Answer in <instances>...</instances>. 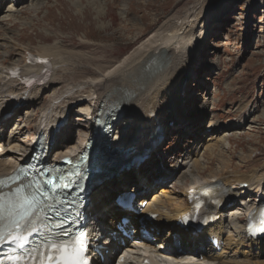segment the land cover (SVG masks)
<instances>
[{
  "label": "bare ground",
  "instance_id": "1",
  "mask_svg": "<svg viewBox=\"0 0 264 264\" xmlns=\"http://www.w3.org/2000/svg\"><path fill=\"white\" fill-rule=\"evenodd\" d=\"M207 1L197 0L182 17L165 21L112 67L97 71L92 78L80 79L75 85L67 84L69 87L62 89L52 97L51 102L43 103L40 108L37 106L41 95L62 84H59L57 71L63 76L74 75L75 69L80 66L77 55L55 43L39 51L16 45V63L5 67L0 62V180L8 178L23 165L37 144L46 149L51 164L84 154L86 148L98 143L108 148L106 151L110 158L106 160L107 157H104L103 161L95 164L99 170L103 169L101 163L107 164L118 174L113 182L93 183L86 211L90 218L87 224L90 239L102 248L103 264L115 261L141 264L146 259L150 264H253L250 260H258L264 253L263 240L253 241L245 237L249 214L264 210V164L249 168L252 155L240 158L241 164L230 165L222 161V167H218V163L211 165L216 155L209 150L201 160L190 159L182 164L175 160L173 170L155 167L152 179L147 177L146 171L137 167L130 169L129 173L126 169L121 170L139 154L140 146H146L145 143L151 146V157L158 152L161 144L157 143V137L162 136L163 117L170 107V104L161 105L162 99L165 95L179 94V76L185 74L191 65L199 43L210 27L214 11L221 8L226 0H212V5H207ZM6 11L15 13L13 6ZM29 55L49 59L52 64L48 81L33 89L25 88L9 76L10 68L19 70L22 75L41 70V66L27 65ZM78 107L82 108L77 110ZM75 110L80 113L78 117L85 118L84 125H80L85 127V133L77 142H68L71 139L65 135L71 133L75 125L65 122ZM104 114H110L112 122H115L109 137L95 131L98 130L95 122L103 120ZM15 116L22 117L18 119L22 124L13 126L10 135L4 134ZM65 126L70 130L62 132ZM129 126L134 129L128 135ZM24 131H33L28 142L19 139ZM218 147L224 151L221 142ZM131 172L134 173L132 177ZM159 177H164L161 180L166 182H159L158 196L148 199L156 187L153 180L158 181ZM99 178L100 175L94 181ZM168 181H172V189H167ZM15 187L11 185L6 191ZM195 190H210L211 195L221 197L225 204L218 212L221 216L219 222L201 234H195L191 229L181 231L178 226L181 217L191 210L186 200L189 192ZM129 191L138 193L134 209L146 202L143 210L138 209L139 215H129L131 224L135 225L146 213L156 214L157 220H144L149 236L139 232L135 241L126 240V247L121 248L106 238H113L108 229L120 236L114 221L121 215L114 205V198ZM136 229L139 231L141 226ZM166 230L168 236L163 238L160 234ZM214 239L218 240L217 246L213 245ZM117 250L121 252L118 258L113 256ZM94 264L100 262L97 260ZM256 264L262 263L256 261Z\"/></svg>",
  "mask_w": 264,
  "mask_h": 264
},
{
  "label": "rangeland",
  "instance_id": "2",
  "mask_svg": "<svg viewBox=\"0 0 264 264\" xmlns=\"http://www.w3.org/2000/svg\"><path fill=\"white\" fill-rule=\"evenodd\" d=\"M196 1L5 0L0 3V62L5 67L16 63L17 46L39 51L55 43L77 55L80 66L74 75L57 71L62 84L41 95L40 108L69 87L67 84L75 85L112 67L165 21L182 17ZM212 3L207 1V5ZM222 4L214 11L191 65L179 76V94L162 99L161 105L170 107L163 117L161 146L150 164L144 162L143 171L150 167L153 171L155 167L173 170L175 160L178 164L201 160L209 150L216 155L211 165L218 163V167L222 161L241 164L239 159L249 155V168L264 164V0H226ZM12 6L15 13L7 12ZM77 110L67 120L75 125L71 133L69 127L62 129L71 139L68 142H77L85 133V127H80L85 118L78 117ZM21 118L15 116L4 134L10 135L13 126L21 125ZM133 129L129 126L127 134ZM32 136L33 131H24L19 139L28 142ZM220 142L224 151L218 147ZM163 178L153 180L156 187L148 199L158 196L157 184L165 183ZM166 185L167 189L173 187L172 181ZM160 235L167 237L168 230ZM250 261L263 264L264 253Z\"/></svg>",
  "mask_w": 264,
  "mask_h": 264
},
{
  "label": "snow or ice",
  "instance_id": "3",
  "mask_svg": "<svg viewBox=\"0 0 264 264\" xmlns=\"http://www.w3.org/2000/svg\"><path fill=\"white\" fill-rule=\"evenodd\" d=\"M7 187V182L0 180V189ZM43 195L39 189L35 192H26L23 188H17L9 196L0 194V224L5 219L10 224L5 231L0 228V242L10 241L23 250L35 229L30 217L37 207V197ZM32 225V226H29ZM40 264H86L84 251L86 245L81 237H75L67 242H44L40 245ZM35 251V250H33ZM32 253L29 252V256ZM10 264H26L23 257H9ZM35 259V258H34ZM3 264V261H0Z\"/></svg>",
  "mask_w": 264,
  "mask_h": 264
}]
</instances>
